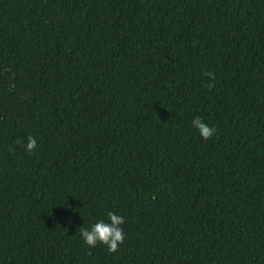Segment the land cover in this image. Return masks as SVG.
<instances>
[{
	"label": "trees",
	"instance_id": "1",
	"mask_svg": "<svg viewBox=\"0 0 264 264\" xmlns=\"http://www.w3.org/2000/svg\"><path fill=\"white\" fill-rule=\"evenodd\" d=\"M0 264H264V0H0Z\"/></svg>",
	"mask_w": 264,
	"mask_h": 264
},
{
	"label": "clouds",
	"instance_id": "2",
	"mask_svg": "<svg viewBox=\"0 0 264 264\" xmlns=\"http://www.w3.org/2000/svg\"><path fill=\"white\" fill-rule=\"evenodd\" d=\"M205 75L211 78L212 74L206 73ZM191 124L204 140L211 139L215 134L216 129L207 125L200 117L194 118ZM36 148V138L29 136L25 144V150L31 153ZM124 224L125 218L122 215L108 212L107 221L101 219L91 224L88 228L81 227L80 237L90 248L97 246L99 243L106 245L109 252H115L118 249V244L123 243L124 240V229L122 227Z\"/></svg>",
	"mask_w": 264,
	"mask_h": 264
}]
</instances>
